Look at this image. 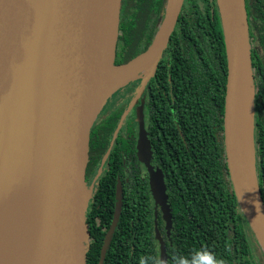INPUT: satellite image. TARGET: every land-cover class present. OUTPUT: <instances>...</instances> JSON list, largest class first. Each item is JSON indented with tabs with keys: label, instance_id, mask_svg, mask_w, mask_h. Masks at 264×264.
Segmentation results:
<instances>
[{
	"label": "water",
	"instance_id": "obj_1",
	"mask_svg": "<svg viewBox=\"0 0 264 264\" xmlns=\"http://www.w3.org/2000/svg\"><path fill=\"white\" fill-rule=\"evenodd\" d=\"M227 65L223 143L238 207L264 255L255 89L245 0H215ZM184 0H164L142 52L115 63L121 0H0V264H86L92 188L85 181L95 118L119 88L152 78ZM126 77L114 80L116 74ZM150 191L167 225L160 169ZM119 193V190H118ZM100 264L121 213L119 196ZM160 263L167 264L164 242Z\"/></svg>",
	"mask_w": 264,
	"mask_h": 264
},
{
	"label": "trees",
	"instance_id": "obj_2",
	"mask_svg": "<svg viewBox=\"0 0 264 264\" xmlns=\"http://www.w3.org/2000/svg\"><path fill=\"white\" fill-rule=\"evenodd\" d=\"M162 1L164 2L129 1L127 10H124L125 14L121 15L122 41L117 44L115 63L125 62L145 50L162 19V15L159 16ZM194 3L197 5L196 0ZM202 3L206 24L203 64L201 68L192 66L188 75H180V70L176 71L177 74L171 71L173 110L171 109L170 113L165 100L162 99L164 107L160 109L158 103V111H154L153 125L160 127L159 134L162 136L160 142L156 141L159 144L157 160L167 175L166 184L169 188L174 223L173 246L169 253L170 264H174L177 258L186 259L188 264H203L201 255L204 252L224 260L225 264H255L253 246L252 251L249 249L244 252L245 242L240 237L245 236L249 227L233 193L225 159L223 114L227 65L220 18L213 6L214 0H202ZM183 22L180 13L178 26ZM143 36L145 39L141 41ZM175 49H179V44L173 32L166 52H175ZM167 62V59L163 58L158 64V71L162 68L164 72L161 74L163 82H167ZM173 65L174 69L191 66L189 62H182L180 59L172 63ZM183 79L187 82L181 83L180 80ZM254 89L256 166L264 201L262 70L257 82L254 78ZM100 186L102 187L94 196L96 203L88 207L86 218L91 234L90 248L86 256V263L89 264L97 262L103 236L101 228L110 224L113 210L112 189L104 187L103 184ZM146 188V185L141 183L140 222L133 226V206L123 207L120 223L113 236L114 248H111L108 257L115 253L117 256L123 255V246H135L132 254L136 256L138 264L142 257L148 258V264H158V254L153 242L152 210ZM124 237L133 241L122 243L121 239ZM252 242L258 246L253 236Z\"/></svg>",
	"mask_w": 264,
	"mask_h": 264
},
{
	"label": "flooded vegetation",
	"instance_id": "obj_3",
	"mask_svg": "<svg viewBox=\"0 0 264 264\" xmlns=\"http://www.w3.org/2000/svg\"><path fill=\"white\" fill-rule=\"evenodd\" d=\"M129 1L130 0H121L119 16L120 38L122 36L120 31L121 15L125 14L124 10H127L130 4ZM196 1L197 5H195L194 0H184L180 11L184 22L180 26H178L179 24H177V22L175 24L173 32H175L177 36L179 49H175V52L171 50L169 53L165 50L162 55L161 59L164 58L168 61L165 69L167 82H163L164 80L161 74L164 72L162 68L158 71L157 66L154 76L150 78L146 84H143V77L140 76L136 80L128 83V86L125 85L116 90L108 98L106 103H104L92 125L89 135L88 161L85 169V181L87 185L92 188L89 206L96 203L94 196L99 188L102 187L100 186L102 184L104 187L112 189L111 198L113 204L110 224H102L104 225L101 228L103 236L96 264H100L105 236L114 217L118 196L121 201V213L108 248L106 249L102 264H138L136 256L132 254V251L135 250V246H130V248L123 246L124 251L121 253L123 255L117 256L118 254L115 253L108 257V254L111 248H114L112 246L113 236L120 223L123 207L133 206L135 212V223H133V226L140 222L141 183H144L147 187L146 191L149 196V205L152 210L153 242L158 254V264H161V244L156 237V230L164 242L166 262L167 264L171 263V256L169 253H171V247L173 246L174 223L169 202V188L166 184L167 175L160 162L157 160V147L159 145L157 142L162 140V136L159 134L160 127L153 125L154 111L155 109L158 111V103L160 109L164 107L162 99L165 100L170 110L169 112L171 113V109L173 110L172 100L174 96L172 91L171 71L177 74L176 71L180 70V75H188L192 66L201 68L203 64L206 39V24L203 18L205 10L202 0ZM213 6L217 10L215 0ZM245 6L248 20L251 63L255 82H257L260 70L264 71V0H245ZM162 9L163 1L162 7H160L159 10V16L162 15ZM211 12H213L212 8ZM144 39L145 37L143 36L141 41ZM178 59L182 60V62H189L191 64L190 68L188 66H181L174 69L172 63L175 61L177 62ZM158 73L159 76L156 78L155 76H157ZM180 81L181 83L187 82V80L184 79ZM156 99L157 101H155ZM157 169L161 170L166 186L167 202L171 210V224L169 226L162 216L160 206L155 205V200L150 191V173L151 170L154 172ZM106 197H108V195H106ZM95 217H98V215H95ZM90 237L91 234L89 231V242ZM240 238L245 242L244 252L246 253L249 249L251 250L253 246L251 230L248 228L245 236H241ZM130 241H133V239L128 237L121 239L122 243ZM136 249L138 251L137 247ZM86 264H89V262Z\"/></svg>",
	"mask_w": 264,
	"mask_h": 264
},
{
	"label": "clouds",
	"instance_id": "obj_4",
	"mask_svg": "<svg viewBox=\"0 0 264 264\" xmlns=\"http://www.w3.org/2000/svg\"><path fill=\"white\" fill-rule=\"evenodd\" d=\"M201 260L203 264H225L224 260L215 258L211 253L204 252L201 255ZM139 264H148V258L142 257ZM174 264H188L187 260L184 258H177Z\"/></svg>",
	"mask_w": 264,
	"mask_h": 264
},
{
	"label": "rangeland",
	"instance_id": "obj_5",
	"mask_svg": "<svg viewBox=\"0 0 264 264\" xmlns=\"http://www.w3.org/2000/svg\"><path fill=\"white\" fill-rule=\"evenodd\" d=\"M119 41H122V39L120 38V35H118L117 44L119 43ZM116 48H117V45H116ZM168 226H169V224H168ZM252 254H253V260H254L255 264H264L263 252L260 248H258V246L254 242H253Z\"/></svg>",
	"mask_w": 264,
	"mask_h": 264
},
{
	"label": "bare ground",
	"instance_id": "obj_6",
	"mask_svg": "<svg viewBox=\"0 0 264 264\" xmlns=\"http://www.w3.org/2000/svg\"><path fill=\"white\" fill-rule=\"evenodd\" d=\"M124 77H126V75L125 74H116L115 76H113V79L114 80H117V79H121V78H124ZM142 79V78H141ZM126 86H128V85H126ZM105 116V115H104ZM1 229V228H0Z\"/></svg>",
	"mask_w": 264,
	"mask_h": 264
}]
</instances>
